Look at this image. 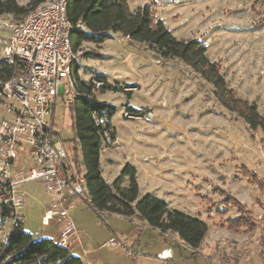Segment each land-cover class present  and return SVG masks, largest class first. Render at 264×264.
Instances as JSON below:
<instances>
[{"label":"rangeland","instance_id":"rangeland-1","mask_svg":"<svg viewBox=\"0 0 264 264\" xmlns=\"http://www.w3.org/2000/svg\"><path fill=\"white\" fill-rule=\"evenodd\" d=\"M128 6L149 7L177 40L203 45L228 88L255 104L264 118V0H128ZM10 20L0 15V61L11 36L4 27ZM76 70L80 81L103 77L115 89L96 94L98 101L116 108L110 120L115 144L101 145L103 180L111 184L126 164L133 166L141 197L155 196L170 209L198 218L207 234L192 250L135 217H99L84 204L70 212L79 234L71 254L82 264H264V187L257 183L264 185L261 131H251L220 106L211 86L181 62L157 60L119 35L100 45L83 44ZM129 86L134 91L126 101L117 89ZM126 102L150 110L152 118H122ZM53 123L60 140L79 157L73 102L68 105L63 96L57 100ZM24 190L23 232L35 240L58 237L62 224H41L49 202L42 187L28 183ZM11 229L10 220L0 215V244ZM110 239L117 247L108 245Z\"/></svg>","mask_w":264,"mask_h":264},{"label":"trees","instance_id":"trees-1","mask_svg":"<svg viewBox=\"0 0 264 264\" xmlns=\"http://www.w3.org/2000/svg\"><path fill=\"white\" fill-rule=\"evenodd\" d=\"M46 1L27 0L26 6H20L15 0H0V15L21 20L28 12ZM65 16L73 27L70 45L74 52H80L83 44L100 45L112 36L119 35L129 43L143 46L144 50L157 60L179 61L211 86L212 94L220 106L241 118L251 131L260 130L264 135V118L258 113L256 105L235 96L228 88L219 65L208 59L205 47L196 40H177L161 21L155 19L149 7L132 10L128 6V0H66ZM78 26L80 29H77ZM76 68L77 65L73 67L74 90L77 94L73 100V130L80 156L78 157L76 149H73L69 157L75 177L84 182L89 208L99 217H135L161 235L169 233L176 236L186 247L198 249L206 237L207 226L198 218L170 209L163 200L155 196L146 194L141 197L133 166L126 164L119 177L111 184L103 180L99 164L101 145H104L102 129L95 125L91 116L97 113L112 118L116 109L96 99L97 93L93 86L89 81L85 83L78 79ZM1 72H4L6 77L11 74L10 68L0 62V77ZM95 78L106 80L103 77ZM107 89L115 90L110 85ZM257 183L264 187L263 184ZM239 221L240 217L232 222ZM0 264L82 262L52 240H35L19 227L12 228L0 244Z\"/></svg>","mask_w":264,"mask_h":264},{"label":"built area","instance_id":"built-area-1","mask_svg":"<svg viewBox=\"0 0 264 264\" xmlns=\"http://www.w3.org/2000/svg\"><path fill=\"white\" fill-rule=\"evenodd\" d=\"M65 11L66 0H47L21 20L11 18L4 26L11 36L0 62L11 74L6 77L1 72L0 77V215L10 220L12 228L22 227L19 210L27 197L24 185H40L49 197L41 224H62L56 244L70 251L79 243V234L70 219L72 206L66 201L84 198L86 192L83 180L74 175L68 147L53 123L57 100L63 96L70 104L77 96L73 67L79 52L71 49L73 27ZM89 82L97 94L108 91L107 80L92 77ZM118 90L127 97L134 88ZM121 113L127 120L152 118L150 110L134 109L128 102L121 106ZM91 117L102 129L104 145L113 146L111 118L97 113ZM108 245L117 247V242L110 239Z\"/></svg>","mask_w":264,"mask_h":264},{"label":"crops","instance_id":"crops-1","mask_svg":"<svg viewBox=\"0 0 264 264\" xmlns=\"http://www.w3.org/2000/svg\"><path fill=\"white\" fill-rule=\"evenodd\" d=\"M26 2H27V0H26ZM124 39H125V38H124ZM68 105H72V102H71L70 104H68ZM55 106H56V104H55ZM55 106H54V108H55ZM53 117H54V115H53ZM76 143L78 144V141H77V140H76ZM68 152H69V154H70V152H71V150H70L69 148H68ZM70 160H71V158H70ZM99 161H100V157H99ZM99 164H100V162H99ZM100 169H101V168H100ZM83 173H84V170H83ZM101 175H102V173H101ZM83 183H84V182H83ZM27 197H28V194H27ZM27 197H26V198H27ZM86 201H87L86 196H85L84 198H71V199H67V201H66V205H67V206H70V205H71V206H72V209H73V208H75V209H76V208H79L81 205H84V204H86L87 207H89ZM48 203H49V202H48ZM48 203L44 205V209H43L42 214L44 213V211H45V209H46ZM24 204H26V201H24ZM72 209H71V210H72ZM70 212H71V211H70ZM70 219L72 220L71 215H70ZM22 228H23V222H22ZM51 240H52L54 243H56L57 240H58V237H56V238H51ZM77 245H79V243H76L75 246H77ZM70 253H71V249H70ZM161 253L168 255V251H162Z\"/></svg>","mask_w":264,"mask_h":264},{"label":"bare ground","instance_id":"bare-ground-1","mask_svg":"<svg viewBox=\"0 0 264 264\" xmlns=\"http://www.w3.org/2000/svg\"><path fill=\"white\" fill-rule=\"evenodd\" d=\"M166 254H164L163 256H165Z\"/></svg>","mask_w":264,"mask_h":264}]
</instances>
